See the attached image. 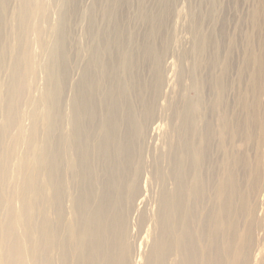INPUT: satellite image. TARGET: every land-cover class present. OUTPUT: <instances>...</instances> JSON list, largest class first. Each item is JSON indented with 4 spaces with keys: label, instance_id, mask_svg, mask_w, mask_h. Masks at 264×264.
<instances>
[{
    "label": "bare ground",
    "instance_id": "obj_1",
    "mask_svg": "<svg viewBox=\"0 0 264 264\" xmlns=\"http://www.w3.org/2000/svg\"><path fill=\"white\" fill-rule=\"evenodd\" d=\"M251 1L0 0V264H264Z\"/></svg>",
    "mask_w": 264,
    "mask_h": 264
},
{
    "label": "rangeland",
    "instance_id": "obj_2",
    "mask_svg": "<svg viewBox=\"0 0 264 264\" xmlns=\"http://www.w3.org/2000/svg\"><path fill=\"white\" fill-rule=\"evenodd\" d=\"M227 2H228V6H227V9H226V11H225V15H226V18H227V22H228V24H227V31H228V33H238V31L239 30H245L246 29V26L248 25V19H247V12H249V10H250V7L252 6V1L251 0H226ZM232 1H234L233 3H232ZM249 2V3H248ZM240 4V5H239ZM242 4V5H241ZM234 6V7H233ZM245 6V8H243ZM246 6H248V7H246ZM181 7H180V5L177 7V10L178 11H180L181 9H180ZM235 8V9H234ZM246 8H248V10H246ZM180 9V10H179ZM237 9H239L238 11H237ZM244 9V10H243ZM241 11V12H240ZM228 12V13H227ZM229 13L231 14V15H229ZM233 13V14H232ZM235 14H236V17H235ZM53 16V15H52ZM52 16H51V19H52ZM53 18H54V16H53ZM233 19V20H232ZM241 20V22L239 21V20ZM245 19H246V21H245ZM236 20H237V22H236ZM244 20V21H243ZM243 22L245 23V24H243ZM236 23V24H235ZM236 27H238V28H236ZM240 28V29H239ZM233 30V31H232ZM236 30V31H235ZM232 31V32H231ZM185 32V31H184ZM183 32V30L180 32V39H181V41H182V43L184 44L186 41V43L184 44L185 46H188V44L187 43H189V38H187V37H189V35L186 33V34H183L184 33ZM254 32H256V30L254 31ZM253 32V33H254ZM257 33V32H256ZM256 33H254V35H256ZM185 36V37H184ZM187 36V37H186ZM186 39V40H185ZM185 40V41H184ZM38 48L35 46V45H33L32 47H31V52L33 53V55H36L37 56V52L36 51H38L37 50ZM34 52H35V54H34ZM39 52V51H38ZM237 52H238V55H237ZM237 52H235L234 53V58L235 59H237V58H239V55H240V51H237ZM264 96L262 97V102L264 103ZM25 125H27V122H26V124ZM263 137H264V135H263ZM263 137H262V141H264L263 140ZM261 141V143L263 144V146H262V144L260 143V146H259V150L258 151H261V152H258L259 153V155H263V156H260L259 157V164H260V183H261V185L263 186V188H264V149H262V148H264V143ZM239 145V146H238ZM241 145V146H240ZM237 147H239V149L237 148V150L239 151V152H246L247 150V152L246 153H248L249 154V157H250V159L252 160L253 159V151L251 150V148L250 147H245L244 145H242L241 143H239V144H237ZM241 147V148H240ZM261 149V150H260ZM241 150V151H240ZM246 150V151H245ZM251 150V151H250ZM252 155V156H251ZM262 157V158H261ZM253 161V160H252ZM262 165V166H261ZM263 179V180H262ZM263 181V182H262ZM263 183V184H262ZM262 189V188H261ZM263 190V189H262ZM263 193L264 192H262L261 194H262V197L260 198V199H262L263 198V200H264V195H263ZM264 202V201H263ZM263 218V219H262ZM264 217L263 216H258V217H256V219H255V222H256V224H257V226L259 225V226H264L263 224H264ZM258 235V236H257ZM256 236V237H255ZM254 237H255V240H256V242H257V245H256V247L258 248V249H264V247H263V245L261 244L262 242H261V233L259 232V231H255V233H254ZM260 241V242H259ZM259 243V244H258ZM260 245H261V247H260ZM255 248V247H254ZM257 249V250H258ZM260 250H258V253H256V255H257V259L259 260V258L260 257H262L263 255H264V250L263 251H261L262 253H260ZM253 253V252H252ZM255 254V253H254ZM263 254V255H262ZM262 255V256H261Z\"/></svg>",
    "mask_w": 264,
    "mask_h": 264
}]
</instances>
